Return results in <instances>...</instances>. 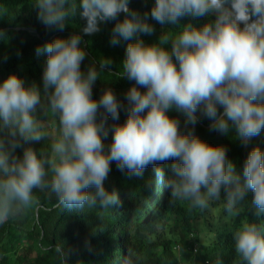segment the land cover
Returning a JSON list of instances; mask_svg holds the SVG:
<instances>
[{
  "label": "clouds",
  "instance_id": "1",
  "mask_svg": "<svg viewBox=\"0 0 264 264\" xmlns=\"http://www.w3.org/2000/svg\"><path fill=\"white\" fill-rule=\"evenodd\" d=\"M33 3L38 20L50 30L63 32L77 13L86 21L84 35L116 20L110 43L129 41L121 75L134 84L125 93L127 104L110 88L94 99L93 86L111 61L101 59L99 69L83 71L86 51L79 32L36 48L37 55L47 53L43 92L16 74L0 82V224L38 203L36 190L54 195L57 206L69 211L114 210L121 203L119 193L105 187L112 163L130 178L142 177L152 165L155 179L146 182L147 188L163 183L172 198L190 209L222 203L227 216L244 214L232 231L237 258L240 264H264V221L245 215L253 210L257 218L264 216V149H251L242 179L225 146L194 133L200 117L211 122L212 130L234 134L245 145L264 132V0H155L150 16L161 25L179 26L185 16L215 19L200 27L183 25L174 38L163 34L152 44L139 38L155 31L149 13L131 9L130 0ZM121 13L123 20L118 19ZM5 38L0 29V39ZM169 41L170 50L165 47ZM121 110L126 120L109 123L119 120ZM171 110L192 128L182 132ZM49 116L58 127L52 154L24 147L23 155H17L18 147L49 136ZM110 132L112 141L106 145ZM166 161H172L167 178L158 166ZM249 191L252 199L246 205ZM85 249L93 251L90 241ZM52 250L62 264H70L73 249L63 242L45 249ZM137 260L131 255L125 264ZM216 264H223L220 257Z\"/></svg>",
  "mask_w": 264,
  "mask_h": 264
},
{
  "label": "trees",
  "instance_id": "2",
  "mask_svg": "<svg viewBox=\"0 0 264 264\" xmlns=\"http://www.w3.org/2000/svg\"><path fill=\"white\" fill-rule=\"evenodd\" d=\"M155 0H130V8L143 14L149 13V23L155 31L151 35L141 34L146 44L159 41L165 34L174 38L182 30V26L193 24L200 27L215 19L211 17L185 16L179 20V26L161 25L151 19V8ZM121 13L119 20L124 19ZM116 20L101 23L100 31L92 35H84L82 28L86 21L77 13L71 18L63 32L47 29L37 18V9L33 0H0V29L5 30L6 38L0 39V82L11 74L21 77L25 84L35 82L42 88V69L47 60V53L37 55L36 48L47 41L56 38H67L75 32L83 36L86 51L81 63L83 71L95 66L99 69L101 59H108L111 64L101 72L93 86V98L99 99L102 93L110 88L125 104V93L133 86L126 75H121L126 48L129 41L121 40L118 45L110 43L112 30ZM171 49V41L166 45ZM145 89L141 88V91ZM222 110V109H221ZM169 115L180 120V130L187 132L191 125L185 126L184 118L175 110ZM199 115V113H198ZM42 117V112H38ZM127 112L121 110L120 118L114 123H123ZM207 118L200 117L194 126V133L212 145H223L227 149L228 159L237 171L243 173L245 160L251 149L259 146L264 149V132L253 137L247 145L243 144L234 134H222L210 127ZM112 141L109 133L105 144ZM50 142L32 141L16 149V154L23 155L24 147H32L37 153L41 151L51 155ZM172 161H166L158 166L165 172V178L172 175ZM154 168L149 165L142 177H129L121 172L113 162L105 187L118 191L121 203L109 209H87L86 212H76L57 206L54 195L35 191L38 203L24 210L17 216L0 224V264H62L54 250L55 244L63 243L68 249H73L70 264H125L128 256L138 257L137 264H183L173 248V240L167 236V224L176 219V225L181 231V237L186 241L194 231L195 222L201 217L203 210L190 209L185 201L172 198L170 190L163 183L146 187L148 180H154ZM243 179V177H242ZM224 192L222 190L221 197ZM252 192L249 191L245 204H250ZM224 212V211H223ZM247 219L257 223L264 221V216L257 218L253 210L245 213ZM244 219L229 217V221L221 227V233L214 236L211 244L200 248L194 257L195 264H216L220 257L223 264H240L234 248L232 231ZM159 227H156V226ZM85 241H90L93 251L85 249Z\"/></svg>",
  "mask_w": 264,
  "mask_h": 264
},
{
  "label": "rangeland",
  "instance_id": "3",
  "mask_svg": "<svg viewBox=\"0 0 264 264\" xmlns=\"http://www.w3.org/2000/svg\"><path fill=\"white\" fill-rule=\"evenodd\" d=\"M41 119H46L42 113ZM114 123V121H109ZM49 136L44 138V143L53 142L54 136L58 133L57 122L49 116L45 122ZM229 221V216L223 212L222 203H214L207 210H203L201 217L197 219L194 231L184 241L181 231L176 225V219H171L167 224V236L173 240V248L183 264H195V253L206 244L213 243L214 236L221 233L223 227ZM197 248V250H196Z\"/></svg>",
  "mask_w": 264,
  "mask_h": 264
},
{
  "label": "built area",
  "instance_id": "4",
  "mask_svg": "<svg viewBox=\"0 0 264 264\" xmlns=\"http://www.w3.org/2000/svg\"><path fill=\"white\" fill-rule=\"evenodd\" d=\"M196 250H197V248H196Z\"/></svg>",
  "mask_w": 264,
  "mask_h": 264
}]
</instances>
